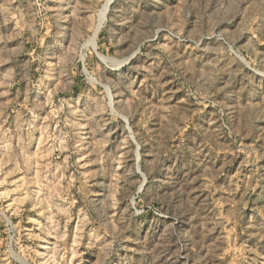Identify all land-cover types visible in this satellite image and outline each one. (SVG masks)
<instances>
[{"label": "rangeland", "instance_id": "obj_1", "mask_svg": "<svg viewBox=\"0 0 264 264\" xmlns=\"http://www.w3.org/2000/svg\"><path fill=\"white\" fill-rule=\"evenodd\" d=\"M0 264H264V0H0Z\"/></svg>", "mask_w": 264, "mask_h": 264}, {"label": "bare ground", "instance_id": "obj_2", "mask_svg": "<svg viewBox=\"0 0 264 264\" xmlns=\"http://www.w3.org/2000/svg\"><path fill=\"white\" fill-rule=\"evenodd\" d=\"M107 4H109V3H107ZM106 9H108V7H107ZM103 11H104V10H103ZM105 11H106V10H105ZM105 11H104V13H105ZM101 15H102V14H101ZM103 16H104V14H103ZM93 40H94V39H93ZM93 42H94V41H93ZM85 135H86V134H85ZM84 138H85V136H84ZM80 139H81V138H80ZM85 142H86V141H85ZM85 142H84V140H83V142H82L80 145H81V146L84 145Z\"/></svg>", "mask_w": 264, "mask_h": 264}]
</instances>
